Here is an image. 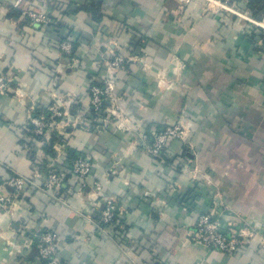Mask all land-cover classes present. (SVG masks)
<instances>
[{"label": "crops", "instance_id": "obj_1", "mask_svg": "<svg viewBox=\"0 0 264 264\" xmlns=\"http://www.w3.org/2000/svg\"><path fill=\"white\" fill-rule=\"evenodd\" d=\"M15 1L0 0V73L12 79L0 92V184L11 170L30 174L35 162L43 178L51 164L67 172L70 158L82 155L102 190L69 172L62 203L26 189L13 210L0 209V264H42L34 239L43 230L56 232L61 264H132L124 246L139 264H264L257 238L225 252L187 235L211 207L219 220L264 229V29L207 14L199 0L185 9L183 0ZM238 1L264 23V0ZM41 6L55 25L26 20L24 10ZM61 39L75 42L72 53L57 47ZM109 50L137 58L115 75L128 128L116 118L64 127L49 154L24 129L28 116L58 96L87 108L90 75L103 74ZM181 119L187 137L171 140L160 163L138 133ZM107 197L123 227L110 228L113 239L85 217L97 220Z\"/></svg>", "mask_w": 264, "mask_h": 264}, {"label": "built area", "instance_id": "obj_2", "mask_svg": "<svg viewBox=\"0 0 264 264\" xmlns=\"http://www.w3.org/2000/svg\"><path fill=\"white\" fill-rule=\"evenodd\" d=\"M191 1L183 0L181 7L185 9L186 5ZM199 1L203 11L207 14L233 15L247 21L251 25L264 29V23L253 18L245 9L240 7L238 0ZM23 3L24 0H16L14 5L19 7ZM40 3L46 6L52 4V1L40 0ZM23 13L28 21L35 25H46L51 21L49 14L43 10L42 6L38 9L28 8ZM55 44L64 53H69L72 49V43L68 39L58 40ZM102 58L103 74L96 77L98 83L89 84V105L81 115L72 117L69 111V99L66 100L58 96L54 100V103L47 108V115L32 114L28 116V120L24 123L26 131L36 136H42L45 140H48L53 130L64 134V127L74 129L90 125L91 122L84 118L85 113L89 111L96 116L94 121L97 123L95 122L94 124L102 122L106 124L111 119L116 118L119 120L118 127L127 129L128 126L122 121L123 117L119 97L115 90V75L118 71L126 69L129 63L136 61L137 58L131 53L128 54L115 50H109L107 54L103 53ZM11 80L7 74L0 73V92H5L9 89ZM188 131L189 125L181 119L160 129H151L148 134L142 130L138 133V136L144 150L160 163L165 164L166 157L164 152L169 142L173 139L184 140L187 137ZM62 152L63 150H59L58 155ZM53 165L48 166V171L44 178L41 176L39 171L40 166L36 162L32 165V172L30 174L11 170L4 182L0 184V209L3 212L13 210L20 196L28 188L41 191L50 198L62 203L63 201L57 195L56 191L62 183L64 172ZM66 168L71 176L81 179L82 186H85L87 183H92L91 187L95 193L102 190V183L100 181L94 180L90 182L92 168L90 157L79 155L69 165H66ZM103 202L104 205L99 211L97 220L91 219L89 215H85V217L95 225L98 231L113 239L108 225L112 224L118 230L123 229L122 225L118 223V220L114 218L116 217L117 201L112 197H107L104 198ZM215 214V209L212 207L209 210L199 213L193 227L187 232L188 237L198 244L225 252L237 251L244 246L246 241L252 238H257L258 244L264 246V229H260L244 219L243 223L238 225L236 223L222 221L216 218ZM34 240L40 258L43 259L42 264H61L55 231L43 230L35 235ZM129 248V246L122 247L123 255L132 264H139L132 258Z\"/></svg>", "mask_w": 264, "mask_h": 264}, {"label": "trees", "instance_id": "obj_3", "mask_svg": "<svg viewBox=\"0 0 264 264\" xmlns=\"http://www.w3.org/2000/svg\"><path fill=\"white\" fill-rule=\"evenodd\" d=\"M96 1H98V0H92V2H96ZM25 18H26V16H25ZM51 18V21L49 22V23H47V24H53V25H55V22H54V20L52 19V17H50ZM26 20L28 21V19L26 18ZM139 46V42L138 41H134V43H132V47H134V49L135 48H137ZM74 47H75V42H72V50H71V52L70 53H72V51H73V49H74ZM69 53V54H70ZM68 57V56H67ZM129 65H130V63H129ZM128 65V66H129ZM128 66H127V68H128ZM126 68V69H127ZM102 70H104L103 69V66H102ZM90 79H91V82L90 83H98V80H96V77H94V74H91L90 75ZM86 108H78V107H75V105H70L69 106V111H70V114H71V116H77V115H81L82 113H83V111L85 110ZM41 114H44V115H47V109H45V108H41V107H38V108H36L34 111H33V115H41ZM84 118L86 119V120H89L91 123V125L92 124H94L96 121H94L95 119H96V116L95 115H93L90 111L89 112H87V113H85V116H84ZM97 123V122H96ZM25 129V128H24ZM23 129V130H24ZM56 132V130H53V131H51V133H50V138L48 139V140H45L42 136H36V135H34L33 133H31V132H29L28 134L31 136V137H33V138H35L36 140L37 139H39V142H40V140H41V142L43 143V144H45L44 146H45V149L47 150V152L49 153V154H53V152L51 151V145H52V142L56 139V137H58L57 136V134L55 133ZM77 156H79V155H77ZM77 156H70L71 158H70V160L68 161V163H67V165H69V163H71V161L74 159V158H76ZM33 165V164H32ZM32 165H31V167H32ZM39 165V164H38ZM40 166V168H41V166H42V164H40L39 165ZM44 166V165H43ZM65 168H66V166H65ZM48 169V168H47ZM67 173H68V171L66 172H64L63 174H64V176H63V179H65V177H67ZM63 181V180H62ZM62 191V188L59 186V188L57 189V191H56V193H57V195L58 196H61V192ZM98 216H99V214H98ZM98 218V217H97ZM115 219H116V217H114ZM119 224H121V223H119ZM108 228L110 229V228H112V231L113 232H115L116 234H117V232L119 231L116 227H114L112 224H110V225H108Z\"/></svg>", "mask_w": 264, "mask_h": 264}]
</instances>
